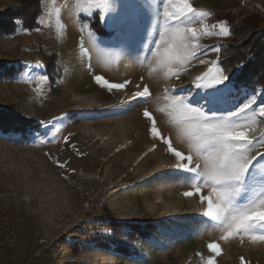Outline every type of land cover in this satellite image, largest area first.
<instances>
[{
	"label": "rangeland",
	"instance_id": "rangeland-1",
	"mask_svg": "<svg viewBox=\"0 0 264 264\" xmlns=\"http://www.w3.org/2000/svg\"><path fill=\"white\" fill-rule=\"evenodd\" d=\"M133 2L140 6L139 26L125 28L115 40L116 33L101 24V10L90 8L89 0H40L39 31L20 28L0 34V61L21 66L14 76L0 77L1 110L35 122L53 121L46 130L39 126L35 138L0 133V264H206L214 255L207 247L211 242L222 249L215 264H240L241 257L245 264H264V242L253 244L248 236L243 243L239 236L220 239L223 229L202 215L206 204L200 196L183 195L191 184L175 170L176 158L167 145L150 135V122L143 116L145 108L151 111L163 135L186 152L187 140L159 111L163 91L175 85L177 95H186L179 86L188 89L209 67L199 61L215 60L218 54L209 51L179 78L164 79L143 59L151 58L145 44L159 38L152 24L159 0H109L103 15L131 12L126 5ZM190 2L212 14L207 23L230 19L236 31L252 24V34L244 39L250 45L264 35V0ZM16 4L0 0V12ZM95 15L107 35L90 30ZM232 41L231 35H213L199 43ZM261 46L259 67L264 71V38ZM43 52L57 55L61 75L54 85L36 67ZM94 74L130 83L109 91L96 84ZM145 84L152 93L149 99L121 103ZM233 92H247L246 98L254 93L264 103L262 87L233 83ZM69 112L66 119L53 120ZM251 126L257 136L264 131V121ZM255 151L264 148L253 155ZM201 191L207 195L210 189ZM123 222L153 225L146 237L133 241L120 227L119 238L130 252L125 255L106 244L115 224Z\"/></svg>",
	"mask_w": 264,
	"mask_h": 264
},
{
	"label": "snow or ice",
	"instance_id": "snow-or-ice-1",
	"mask_svg": "<svg viewBox=\"0 0 264 264\" xmlns=\"http://www.w3.org/2000/svg\"><path fill=\"white\" fill-rule=\"evenodd\" d=\"M108 5L109 0H89L90 8L101 10V24L116 33L114 40L123 34L125 28L139 25L141 12L138 4L129 3L126 7L131 12L116 13L106 18L103 11ZM56 12L59 14L60 9ZM211 15L194 7L190 0H159L152 19L159 38L152 37L150 43L145 44L151 58L145 55L143 59L148 61L151 71H159L164 79L179 78L193 60L209 51L218 54L215 60L199 61L209 67L194 77L188 89L179 86V91L186 92V95H177L175 85L163 91L164 106L159 111L168 115L181 138L187 140V151L179 150L170 137L163 135L155 116L147 108L143 110V116L150 122V135L167 145V151L176 158L175 170L191 184L192 190L185 191L183 195L198 194L201 203L206 204L202 215L222 227L220 239L239 236L243 243V238L248 236L255 244L264 242V151L252 153L258 147L264 148V131L257 136L251 125L257 120L264 121V103L259 102L254 93L251 98H246L247 92L243 95L233 92L231 72L220 67L219 54L224 45H200L199 40L205 36L232 35L227 20L205 22V18ZM37 23L42 21L38 19ZM35 30L39 31V27ZM92 35L89 32V36ZM83 51L87 52V49ZM36 67L46 68L41 62H37ZM44 78L48 79L47 76ZM93 79L109 91L123 90L130 83L128 80L111 82L101 74H94ZM151 95L149 86L145 84L141 91L121 103L132 104L147 100ZM240 100L244 102L240 103ZM69 115L70 112L64 113L53 120L59 122ZM37 123L46 130L53 121ZM21 135L35 138L31 129L22 130ZM202 187L210 189L207 195L202 193ZM207 247L214 255L208 257L206 264H215V256L222 252L220 244L211 242ZM240 264H245L243 257Z\"/></svg>",
	"mask_w": 264,
	"mask_h": 264
},
{
	"label": "trees",
	"instance_id": "trees-1",
	"mask_svg": "<svg viewBox=\"0 0 264 264\" xmlns=\"http://www.w3.org/2000/svg\"><path fill=\"white\" fill-rule=\"evenodd\" d=\"M16 1L17 4L15 6H10L7 10L0 12V34H12L20 28L32 30L38 27L37 20L42 14L40 0ZM259 14L261 13L259 12ZM261 15L263 16V14ZM227 21L230 22V27L232 28L231 37L233 41L223 44L225 47L222 48L219 54L221 57L220 67L231 72L235 86L251 89L262 87L264 90V71H260V55L258 54V50L260 51L262 48L260 43L264 35L261 36L262 38L256 39L254 46L250 45L244 39H247L252 34L254 28L252 24H246L245 28L236 31L232 21L230 19ZM89 25L90 30L96 34L107 35L97 15L93 17ZM41 57L42 64L46 66V68H43L42 73L48 77L50 85H54L61 75V70L57 64V55L43 52ZM238 65H242V67H237ZM20 70V65L15 66L14 64H6L0 61V77H12ZM38 127V123L33 120L19 116L11 110H1L0 108V133L17 135L24 139L28 138V136L21 135L22 130L31 129L34 132L38 130ZM115 225L116 227L112 231L113 235L110 236L106 244L113 243L122 255L130 252L126 243H123L119 238L120 227L126 228L128 240L131 241L142 239L153 230L151 222H123Z\"/></svg>",
	"mask_w": 264,
	"mask_h": 264
},
{
	"label": "bare ground",
	"instance_id": "bare-ground-1",
	"mask_svg": "<svg viewBox=\"0 0 264 264\" xmlns=\"http://www.w3.org/2000/svg\"><path fill=\"white\" fill-rule=\"evenodd\" d=\"M139 26V25H138Z\"/></svg>",
	"mask_w": 264,
	"mask_h": 264
}]
</instances>
